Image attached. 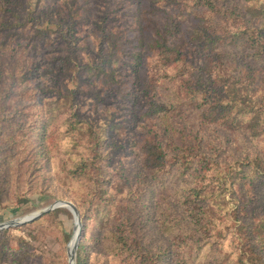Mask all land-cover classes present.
<instances>
[{
    "label": "rangeland",
    "instance_id": "1",
    "mask_svg": "<svg viewBox=\"0 0 264 264\" xmlns=\"http://www.w3.org/2000/svg\"><path fill=\"white\" fill-rule=\"evenodd\" d=\"M0 1L3 9H0V222L30 215L56 200L65 199L75 203L79 210L81 232L91 264H239L233 257L241 253L245 263L259 264L258 257L264 255V180L258 177L251 182L246 178L245 186L237 185L235 192L229 181L235 169H242V162L248 154L264 155V137H254L246 127L233 131L204 122L188 99L176 108L170 122L182 130L193 144L202 147L221 166L228 165L231 170L230 174H226L224 169L221 176L228 179V206L217 214L211 211L217 229L204 230L201 236L194 226H190L189 234L181 232L179 228L174 231L168 223L160 222V213L152 205L151 209L146 207L150 199L159 200L160 203L164 201L162 186L166 185L167 180L169 183L166 186L171 192L169 198H176L175 190L180 185L176 168L161 176V179L151 178L139 163V151L146 133L157 132L165 143L169 138L167 135L164 137L159 125L153 126L151 118L146 115L141 117L148 109L149 99L146 97L140 96L134 107L130 100L106 84L98 81L89 83L88 78L82 75L80 83L84 85L83 91L78 92L73 101L83 117L102 128L103 154L107 157L106 165L112 177L111 189L118 199L124 197L125 201L121 200L120 212L112 210L104 218L96 216L79 202L84 199V184L56 180L52 169L36 164L31 156V138L27 137V131L34 127L39 112L45 116L50 106L61 104L54 98L52 82L48 83L51 90L42 92L41 87L37 86L44 80L43 67L50 56L68 55V46L73 45L76 60H95L100 54L101 43L105 50L108 47L112 37L108 34L110 29H120L123 39L119 43L124 46L126 36L127 41L138 38V20L141 28L150 27L147 25H152L153 21L166 19L164 11L177 15L193 1L148 0L154 6L144 3V0ZM237 1V10L243 11V3L247 0ZM263 3L264 0H258L259 5ZM71 7L76 9L77 15L74 23L67 25ZM189 9L187 7L186 11ZM49 10L55 11L53 19ZM191 16L187 14L180 18L181 31L191 29ZM231 16L236 17V13ZM237 24L240 23L233 25ZM70 27H73L72 39L63 41L62 35L66 36ZM142 55L146 73L153 74L154 69L150 64L155 55L146 54L145 50ZM244 65L243 68H246L248 63L244 62ZM254 66L263 69L262 77L264 64L255 62ZM121 73L126 80L131 74L126 66ZM59 84L63 87L61 82ZM24 85H28V89H23ZM168 91L162 86L152 96L156 98L161 94L160 99H165ZM223 94L227 95L226 91ZM64 104L69 105V100ZM113 123L116 125H111ZM20 139H24L22 146ZM125 203L130 208L126 214H122ZM192 205L204 207L205 201ZM179 208L175 207L178 212ZM51 211L54 213L43 218L41 223H24L0 229L11 228L10 233L4 236L11 240V248H16L22 240L28 243L23 245L25 252H22L23 248L9 253L5 249L0 255V264H70V242L76 232L75 215L71 209L63 206ZM148 211H155L156 214L152 213V216L156 215V221L150 222L147 216L142 218ZM123 215L128 216L126 233L132 247L139 253L138 257L134 253L127 259L122 254L114 256V252L108 249V231L122 220ZM185 225L182 220L178 227ZM207 231L212 236L205 238L208 241L205 246L203 237L208 235ZM174 245L183 249L187 247L186 263L174 256L160 257L161 251ZM144 246L152 253L150 261L140 253ZM258 247L263 250L257 251ZM189 255H195V259Z\"/></svg>",
    "mask_w": 264,
    "mask_h": 264
},
{
    "label": "trees",
    "instance_id": "2",
    "mask_svg": "<svg viewBox=\"0 0 264 264\" xmlns=\"http://www.w3.org/2000/svg\"><path fill=\"white\" fill-rule=\"evenodd\" d=\"M192 1L187 6L189 11H186L187 7L177 15L164 11L166 19L153 21L152 25H147L150 27L141 28L138 20V38L127 41L126 36L124 46L119 43L123 39L120 29H110L108 34L112 37L108 47L105 50L101 43L100 54L95 60H76L73 56L75 47L71 45L68 46V55H52L43 67L44 80L37 86L41 87L42 92L51 90L48 83L52 82L54 98L61 104L50 106L45 116L39 112L34 127L27 131V137L31 138V156L36 164L52 169L56 180L84 184V199L79 202L100 218L106 217L112 210L120 212L124 197L118 199L111 189L112 177L106 165L107 157L103 154L102 128L83 117L79 107L73 103L78 92L83 91L84 85L80 83L82 75L88 78L89 83L98 81L106 84L130 100L134 107L140 96L149 99L148 109L141 117L146 115L151 118L153 126L159 125L164 137L167 135L169 138L165 143L157 132L146 133L147 137L139 151V163L151 178H160L176 168L180 185L175 190L176 198H169L171 192L166 186L169 183L167 180L166 185L162 186L164 201L160 203L159 200L150 199L146 207L151 209L152 205L160 213V222L168 223L174 231L179 228L181 232L188 233L190 226H194L201 236L204 230L217 229L211 211L217 214L228 206V179L221 176L224 169L226 174L231 172L228 165L221 166L216 158H211L202 147L193 144L182 130L170 122L176 108L188 99L202 121L233 131L246 127L254 137H264V75L261 77L263 69L254 66L255 62L264 64V3L261 6L258 0H247L243 3V11H238L237 0ZM143 2L154 6L148 0ZM48 13L50 18L55 17V11L49 10ZM234 13L236 17L231 16ZM187 14L192 15V23L191 29L184 32L181 31L180 18ZM76 15V9L71 7L67 25L74 23ZM234 22L240 24L233 25ZM72 29L70 27L66 36L62 35L63 41L72 39ZM144 50L146 54L155 55L150 64V68L154 69L151 75L144 68ZM244 62L248 63L246 68H243ZM125 66L131 72L127 80L121 76ZM60 82L63 87H60ZM162 86L169 89L165 93L166 98L160 99L161 94L156 98L152 96ZM23 89H28V85H24ZM225 91L227 95L223 94ZM68 100L69 105H65L64 102ZM23 141L19 140L20 146ZM242 164V169H235L229 181L233 192L237 185L245 184L246 178L251 181L262 177L264 180L263 154H248ZM199 201H205L204 207L192 205ZM175 207H180L179 212ZM129 208L126 203L122 205V214H126ZM53 213L49 211L25 224L41 223L43 218ZM152 213L155 211H148L142 218L147 216L150 222H154L156 215L154 217ZM182 220L186 225L178 227ZM127 221L128 216L123 215L122 220L111 227L107 236L108 249L114 252V256L122 254L126 259L133 253L139 256L126 233ZM10 231L11 228L0 231V255L5 249L8 253L18 252L21 248L22 252L26 250L23 247L26 243L24 240L16 248H11V240L4 238ZM208 236H212V233L208 232L203 239ZM206 244L208 241L205 239L203 245ZM186 248L168 246L161 251L160 257L174 256L186 263ZM140 250L144 257L152 260L149 248L144 246ZM256 250L260 252L263 249L258 247ZM88 256L81 232L76 264H91ZM189 256L194 258L195 255ZM233 258L239 264H249L244 262L242 253ZM258 261L264 264V255L258 257Z\"/></svg>",
    "mask_w": 264,
    "mask_h": 264
},
{
    "label": "water",
    "instance_id": "3",
    "mask_svg": "<svg viewBox=\"0 0 264 264\" xmlns=\"http://www.w3.org/2000/svg\"><path fill=\"white\" fill-rule=\"evenodd\" d=\"M62 206L71 209V211L74 213L75 218H76V232L77 233H76L73 248L69 249L70 264H76V252H77V247H78L80 234H81V230H82V223H81V219H80V213H79V210H78L76 204L70 200L59 199V200L54 201L52 204L44 207L43 209L38 210V211H36L30 215H27V216H24L21 218H15V219H11L8 221L0 222V229L7 228L10 226L19 225V224H24V223L29 222V221H33V220L39 218L44 213H47V212H49V211H51L57 207H62Z\"/></svg>",
    "mask_w": 264,
    "mask_h": 264
},
{
    "label": "bare ground",
    "instance_id": "4",
    "mask_svg": "<svg viewBox=\"0 0 264 264\" xmlns=\"http://www.w3.org/2000/svg\"><path fill=\"white\" fill-rule=\"evenodd\" d=\"M76 233H77V232H75V234H74V236H73V239H72V241L70 242V249L73 248L74 241H75V237H76Z\"/></svg>",
    "mask_w": 264,
    "mask_h": 264
}]
</instances>
